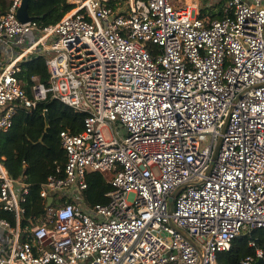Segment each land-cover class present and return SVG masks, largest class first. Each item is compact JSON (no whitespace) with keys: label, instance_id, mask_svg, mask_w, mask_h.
Here are the masks:
<instances>
[{"label":"built area","instance_id":"2783aa9c","mask_svg":"<svg viewBox=\"0 0 264 264\" xmlns=\"http://www.w3.org/2000/svg\"><path fill=\"white\" fill-rule=\"evenodd\" d=\"M66 1L48 26L18 19L23 0L0 16V131L49 97L86 114L81 133L60 134L64 176L40 196L83 192L93 171L110 177L109 202H66L24 232L0 220V264H216L264 228V0H230L220 20L172 0ZM40 57L50 79L30 96L21 64ZM27 193L0 160L2 208L19 219Z\"/></svg>","mask_w":264,"mask_h":264},{"label":"trees","instance_id":"16d2710c","mask_svg":"<svg viewBox=\"0 0 264 264\" xmlns=\"http://www.w3.org/2000/svg\"><path fill=\"white\" fill-rule=\"evenodd\" d=\"M229 1L223 0L218 10L211 13L202 11L201 18L223 19ZM8 6L9 0H0V16L6 13ZM73 8L66 0H32L28 6V14L39 25L48 26L59 22ZM19 77L25 91L31 96L33 78L48 83L50 74L44 59L40 57L22 63ZM45 112L49 113V128L46 126ZM85 117L86 114L76 113L61 101L49 97L32 110L19 109L13 118L12 127L7 131H0V160L13 179L20 180L28 187L25 201L21 203L23 212L19 219L15 213L5 211L0 204V220H6L14 228L19 226L24 232L47 221L50 209H58L65 201L73 203L66 198L58 199L55 195L54 202L48 209L40 191L49 177L64 176L67 158L60 134L64 131L72 135L81 133ZM86 179L88 188L81 194L83 206L92 209L97 205L107 204V193L112 190L110 177L92 171L87 174ZM25 238L23 234L22 240ZM257 250L264 252V228L243 231L233 240L229 250L218 254L216 264H243L249 257L255 259V264L258 261Z\"/></svg>","mask_w":264,"mask_h":264},{"label":"water","instance_id":"95a60500","mask_svg":"<svg viewBox=\"0 0 264 264\" xmlns=\"http://www.w3.org/2000/svg\"><path fill=\"white\" fill-rule=\"evenodd\" d=\"M32 0H23L22 2V6L20 7V9L18 10V14L17 17L18 19L22 22V23H27V22H31L33 21V18L30 17V15L28 14V6L29 3ZM45 121H46V126L47 128H49V124H50V117H49V113L45 112ZM226 129V125L224 126L223 130H222V134L225 132ZM222 143V137L219 138L218 143L214 149L213 155H212V161L210 163V167L209 169L206 171V175H208L210 173V170L212 169V166L214 165V162L216 161V158L218 156L219 150H220V146ZM202 183H204V180H198V181H193V182H187L185 184L180 185L178 188H176L170 195L169 197V204L172 206L174 204L175 199L180 195V193L182 191H184L186 188L189 187H193V186H198L201 185ZM54 201L53 197H49L47 200V207L50 208L52 203ZM255 264H264V259H258V261Z\"/></svg>","mask_w":264,"mask_h":264},{"label":"rangeland","instance_id":"374dc122","mask_svg":"<svg viewBox=\"0 0 264 264\" xmlns=\"http://www.w3.org/2000/svg\"><path fill=\"white\" fill-rule=\"evenodd\" d=\"M222 2L223 0H172V4L176 7H183L185 5H190L191 7H197L200 13H202V11L204 10H207L205 13H211V11H216L218 10V7ZM210 15L211 14H209V16ZM209 143H210V137H207L202 145L206 146Z\"/></svg>","mask_w":264,"mask_h":264},{"label":"crops","instance_id":"0c3cea01","mask_svg":"<svg viewBox=\"0 0 264 264\" xmlns=\"http://www.w3.org/2000/svg\"><path fill=\"white\" fill-rule=\"evenodd\" d=\"M4 50V49H3ZM4 51H7V50H4ZM9 56V55H8ZM6 54L4 53V52H2L1 50H0V62H2V61H4L6 58ZM37 79V78H36ZM2 162V161H1ZM4 165V164H3ZM18 181H20V180H18ZM21 182V181H20ZM21 183H23V182H21ZM24 184V183H23ZM26 185V184H25ZM67 193L68 194H59V195H57L58 196V199H62V198H66L67 199V201L68 200H72L73 201V203H77V204H81V205H84V202H83V198H82V196H81V194L83 193V192H77L76 190H74V189H70L69 191H67ZM53 198H54V196H52ZM48 200V199H47ZM54 202V201H53ZM46 203H47V201H46ZM64 203H66V201L65 202H63V203H61L60 204V207L62 206V205H64ZM85 206V205H84ZM83 206V207H84ZM85 208V207H84ZM48 209H50V208H48ZM42 224V223H41ZM40 225V224H39ZM6 234V232L4 231V230H2V229H0V236L2 235V236H4Z\"/></svg>","mask_w":264,"mask_h":264}]
</instances>
